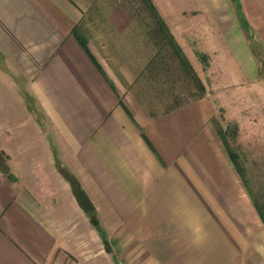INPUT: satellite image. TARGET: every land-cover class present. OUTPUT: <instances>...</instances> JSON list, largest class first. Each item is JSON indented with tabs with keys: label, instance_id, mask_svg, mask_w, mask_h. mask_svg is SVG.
Wrapping results in <instances>:
<instances>
[{
	"label": "crops",
	"instance_id": "1",
	"mask_svg": "<svg viewBox=\"0 0 264 264\" xmlns=\"http://www.w3.org/2000/svg\"><path fill=\"white\" fill-rule=\"evenodd\" d=\"M153 3L197 73L264 85V0ZM95 5L0 0V61L17 76L0 64V264H264V219L214 99L142 95L145 71H170L156 48L169 43L121 0L78 32Z\"/></svg>",
	"mask_w": 264,
	"mask_h": 264
},
{
	"label": "rangeland",
	"instance_id": "2",
	"mask_svg": "<svg viewBox=\"0 0 264 264\" xmlns=\"http://www.w3.org/2000/svg\"><path fill=\"white\" fill-rule=\"evenodd\" d=\"M90 1L96 3V7L92 9L90 14L85 12L83 14L84 19L78 22L76 30L80 33H83L86 16L97 17L102 14L101 12H104L102 7L111 5L115 0ZM121 1L127 4L132 15L139 19L140 29L150 27L152 34L159 33L155 28V18L152 11L146 7L142 0ZM154 1L157 5L162 4V0ZM162 42L158 40L156 48H164L170 52L171 56L167 57V65L171 66L170 73L160 72L158 74V70L153 73L144 70L146 73L142 74L138 83L142 95L154 96L155 100H158L157 98L159 95L161 96L160 92H162L165 99L170 102L179 97L178 100L189 101L200 96L201 91L197 88L196 83L185 75L179 65L174 62L170 44L162 46ZM0 64L1 66L3 64L4 71H7L12 79L13 77L17 79L14 71L9 70L4 61H0ZM208 69L210 68L205 67L204 71L200 70L197 75L204 82L205 85H203L206 86L205 93H210L209 96L214 99L217 105L214 125L219 131H225V141L222 140L226 150L239 167L240 173H238L241 174L240 177L244 180L246 187L250 189L252 201L261 218L264 219V85L258 87L254 83L228 82L226 77L232 74L210 73ZM258 80L264 84V71L259 73ZM149 84L151 85L149 86ZM172 105L174 104L172 103L171 107ZM169 106L155 104V110L163 111ZM2 161L3 157L0 155V162ZM92 214L93 212H91V217L94 223L97 218Z\"/></svg>",
	"mask_w": 264,
	"mask_h": 264
},
{
	"label": "trees",
	"instance_id": "3",
	"mask_svg": "<svg viewBox=\"0 0 264 264\" xmlns=\"http://www.w3.org/2000/svg\"><path fill=\"white\" fill-rule=\"evenodd\" d=\"M142 1L145 3L146 7H148V9H150L152 11L153 16L155 18V24L158 28L157 29L158 32L164 36L165 40L170 44L172 49L176 52L177 56L180 58L182 65L185 68L186 75L188 77H190L196 83L197 88L201 91V95H203L205 93V86L203 85V82L201 81V79L197 75V72L194 70V68L191 65L188 58L183 53V51H182L180 45L178 44V42L176 41L174 35L171 33L168 26L164 22L160 12L156 8L155 4L153 3V0H142ZM233 1L236 2V0H233ZM219 132H220L222 139L225 141V137H226L225 131L220 130ZM229 155H230V153H229ZM230 157H231V155H230ZM235 164H236V162H235ZM236 167H237V170H239V167L237 166V164H236ZM102 235H103L104 239L106 240L107 238L103 232H102Z\"/></svg>",
	"mask_w": 264,
	"mask_h": 264
},
{
	"label": "water",
	"instance_id": "4",
	"mask_svg": "<svg viewBox=\"0 0 264 264\" xmlns=\"http://www.w3.org/2000/svg\"><path fill=\"white\" fill-rule=\"evenodd\" d=\"M60 174L68 180L71 185L72 192L81 208H83L86 212H92L94 210V205L89 198L88 194L82 188V185L76 175L70 172L65 167L58 168ZM94 224H98V221H94Z\"/></svg>",
	"mask_w": 264,
	"mask_h": 264
}]
</instances>
